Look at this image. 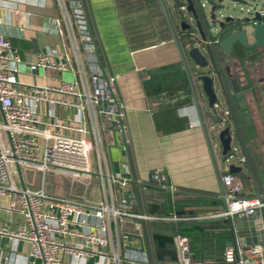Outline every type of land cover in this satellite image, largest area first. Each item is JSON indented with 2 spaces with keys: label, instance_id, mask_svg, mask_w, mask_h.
I'll list each match as a JSON object with an SVG mask.
<instances>
[{
  "label": "crops",
  "instance_id": "0c3cea01",
  "mask_svg": "<svg viewBox=\"0 0 264 264\" xmlns=\"http://www.w3.org/2000/svg\"><path fill=\"white\" fill-rule=\"evenodd\" d=\"M124 1L128 4L126 15L120 9L119 0H85L86 13L91 18L89 24L96 38L102 66L107 73L116 76L115 90L122 105L124 117L122 128L119 125L109 124L101 129V134L105 138L104 160L99 163L95 151L92 152L93 173L90 179L86 183L72 181L70 182L71 190L66 191H69L72 197L93 203L104 201L117 203L123 193H129L134 197L135 212L159 217L176 214L175 212L171 214L147 212L148 199L163 202V207L166 206V209L176 193L186 197L205 196L212 203L197 207L200 211L195 215L185 216L184 219L179 217L177 221L162 218L144 219L143 228L147 238L148 253L139 250L143 242L141 244L132 241L131 248L128 247V239L132 237L136 229L135 221L127 220L118 226V238L113 233L106 245L97 247L102 254L94 252L78 258L72 264H112L108 257L111 244L113 246L118 244L120 254L127 253L132 259L131 263L128 258H123L121 264H178L173 242L176 232L174 228L178 220L213 222L224 219L230 234L228 218L218 215L225 208L218 198L220 189L215 168L192 104L189 88L187 91L180 92L179 98L184 101L176 105L173 110L176 117L186 119V126L183 129L167 134L159 133L155 128L152 113L147 110L149 103L155 98L152 99L146 94L143 82L149 78H142V74L173 64L176 65L175 69L183 70L159 2L158 0ZM165 3L168 10L172 12L173 1L165 0ZM15 9L20 12L17 17L14 16ZM58 16L56 0H0V33L10 40L12 46L26 62H34L39 52H71L66 36L60 35L54 28L53 19ZM177 32L183 31L179 29ZM149 35L157 36V39L148 40ZM229 59L233 63L237 62L232 55ZM71 62L75 66L74 60ZM235 69L237 70V67H234ZM24 71L26 72L21 74L22 81L39 85H53L59 80H71L75 76L71 71L56 72L40 68L30 72L28 66ZM238 74V86H240L243 78L241 72ZM63 75H70L71 78L63 79ZM238 96L241 97L238 103L232 100L233 110L238 120L245 122L248 127L247 132L245 131V134L243 132L246 137L245 144L258 185L264 195V126L258 108L259 101L245 91ZM200 101H206L204 95L200 96ZM218 102L221 104L220 109L223 114L227 106L223 99ZM38 108L42 111L47 110L45 104L38 105ZM54 111L60 117H73L76 112L72 108L61 106H55ZM214 115V112H209L203 117L210 132H213L216 127V123L211 120ZM210 143L220 178L222 173L228 171V163L222 161L219 141L212 137ZM232 146L238 150L233 162L241 166L238 174L243 180V195L254 196L250 176L235 139L232 140ZM124 166H127V172L124 171ZM154 169H159L165 176L163 187L151 179ZM99 171L102 172V176ZM16 173L18 175L17 170ZM20 173L24 182L22 169ZM131 175L137 181L136 188L129 181L124 185L121 184L122 177L130 179ZM97 176L100 182L98 178L96 179ZM93 179L95 184L89 189ZM60 181L57 182L61 183ZM18 183L20 185L19 175ZM24 185L36 188L31 184L26 185L25 182ZM165 187L170 190L164 189ZM213 201H220L219 205H213ZM4 205L5 201L0 197V227L16 230L23 223V217L18 211H6ZM231 218L237 219L235 216ZM254 223L256 227L263 228L262 218H256ZM152 233L171 235L172 248L169 246L170 243L164 240L160 246L154 245ZM230 240L231 238L225 246ZM240 240L243 239L235 235L234 244ZM213 244L214 240L210 239L205 248L209 250ZM205 254V259L200 261L204 264H218L222 252L219 251L215 255L205 251ZM64 258L69 260L70 256L65 254ZM3 263L39 264V261L34 262L30 258L29 244L26 241L0 234V264Z\"/></svg>",
  "mask_w": 264,
  "mask_h": 264
},
{
  "label": "built area",
  "instance_id": "2783aa9c",
  "mask_svg": "<svg viewBox=\"0 0 264 264\" xmlns=\"http://www.w3.org/2000/svg\"><path fill=\"white\" fill-rule=\"evenodd\" d=\"M56 2L59 16L53 19L54 28L66 36L71 52H39L34 62H26L0 33V197L5 201L6 211H18L23 217L16 230L0 227V234L26 241L30 258L39 264H72L94 252L102 254L97 247L106 245L113 233L118 238V226L127 220L135 221L136 231L128 239L131 245L132 241L143 242L136 220L179 219L176 215L159 217L133 211L134 197L129 193H123L117 203H93L72 197L69 191L56 194L46 191L47 174L51 175L52 183L61 180L57 185L86 183L93 173L92 152L95 151L99 163L104 160L105 138L101 129L124 117L115 90L116 76L107 73L98 60L82 1ZM260 12L264 15V0ZM19 13L14 10L15 17ZM182 33L187 48L192 40L201 41L197 32ZM27 66L30 72L40 68L71 71L75 76L53 85L27 83L21 79ZM142 78H149V74L143 73ZM163 99L162 94L152 100L148 112L157 110ZM40 104H45L47 110H40ZM55 106L72 108L75 116L60 117L54 111ZM227 114L228 110H224V115ZM17 165L40 172V185L21 187ZM124 171H128L127 166ZM99 174L102 176L101 171ZM151 179L164 186L165 176L159 169L152 171ZM128 180L122 177L121 184ZM220 183L226 208L218 215L240 218L264 206V200L259 202L253 196L243 195L242 178L237 173H222ZM173 242L178 264H204L192 259L188 237L175 232ZM65 254L70 256L69 260L64 258ZM108 257L112 264H121L123 258L132 263L127 253L120 254L118 244H111ZM218 264H264V242L246 245L240 240L227 245Z\"/></svg>",
  "mask_w": 264,
  "mask_h": 264
},
{
  "label": "water",
  "instance_id": "95a60500",
  "mask_svg": "<svg viewBox=\"0 0 264 264\" xmlns=\"http://www.w3.org/2000/svg\"><path fill=\"white\" fill-rule=\"evenodd\" d=\"M158 2L170 32L171 40L176 47L179 60L182 64L192 104L195 107L199 124L206 140L210 159L213 167L215 168V174L220 189V196L218 197L219 200L222 202L223 207L226 208L225 199L222 196L223 190L219 174L216 169V160L210 143V139H212V137L216 138L220 143L222 149V161L228 163L227 170L234 173H238L241 170V166L236 165L233 162V158L236 157V152L232 146V140H236L239 147V153L242 156V161L250 176L254 190L253 198H256L259 202H261L264 200V195H262L261 189L258 185L251 163V158L243 140L238 124V118L236 117L232 105V97L239 94L240 87L238 86L237 78L233 77L234 72H230L231 70L229 66H225L221 72L218 68V61L222 59L223 55H232L237 62H240L242 60L251 59L252 56L248 54L250 51L264 47V15L260 12L261 1L173 0V9L175 14L181 18L180 29L188 33L197 32L201 38V41L194 42L192 40L191 46L188 48L185 47L183 38L178 36L172 14L168 10L165 1L158 0ZM230 5L232 6V9H237L242 14L234 15L227 12L222 13V10ZM91 35L94 50L100 64L102 65L96 38L94 37L92 31ZM187 38L190 40L189 37ZM189 61H191L194 66H197L198 68H205L208 64H210V68L207 70L208 73L195 70V76H193V72L188 66ZM213 75L215 77H213ZM229 84L232 85V93L228 89ZM198 88L200 90H198ZM201 95L205 96V102L200 101ZM176 99L177 98H174L169 101L174 102ZM220 99H223L227 106L226 108L229 114V121L227 122L225 121V117L223 119L224 115L222 114L221 109L216 107L217 102ZM209 112L216 113L215 116L211 118V120L216 123V127L213 132L208 130L206 122L203 118L204 115ZM111 124L113 126H121L122 121H113ZM230 150H232L233 153L228 154ZM16 170L19 175L20 185L24 188L25 185L18 165L16 166ZM128 181L133 184L134 188H136L137 181L133 175H131V178ZM166 183H169L168 180ZM164 189L170 190L168 187H165ZM227 218L231 235V240L228 242V245H234L235 235L242 238L246 245L256 242H264V206L258 207L254 213L248 216L237 219H232L229 216ZM256 218H262V229L256 227L254 223ZM136 221L140 223L142 230L143 244L139 250L148 253L147 238L143 228V220L138 219ZM128 247L131 248V245H128Z\"/></svg>",
  "mask_w": 264,
  "mask_h": 264
},
{
  "label": "trees",
  "instance_id": "16d2710c",
  "mask_svg": "<svg viewBox=\"0 0 264 264\" xmlns=\"http://www.w3.org/2000/svg\"><path fill=\"white\" fill-rule=\"evenodd\" d=\"M83 5L87 11L85 0H83ZM87 17L88 20H91L89 14ZM178 36L183 37V33L178 32ZM174 66L176 65L173 64L167 67L157 68L153 72L148 71L147 73L149 74V79L143 82L146 94L152 97V99L158 98L162 94L164 96V99L158 109L152 112L155 128L162 134L174 132L183 129L186 126V119L176 117L173 114V110L176 105L184 101L179 98V94L183 90H188V83L184 71L180 68L175 69ZM173 98L177 99L174 102H170L169 100H172ZM232 100L234 103H238V101L241 100V97L237 94L232 97ZM238 124L245 142L246 137L243 135V132L245 134L248 127L245 122H241L240 120H238ZM219 202L220 201H213V205H219ZM209 203L212 202L205 196L186 197L176 193L175 198L170 202L167 209L165 208L166 206L163 207V202L148 199L146 202V211L150 213L165 214L175 212L176 216L183 218L185 216L195 215L200 211L197 207H204V205H209ZM133 210L135 211V207ZM183 219L178 220L174 229L176 232L188 237L192 259H205V251L211 252V254H217L219 251L223 252L226 242L231 238L228 232L227 223L224 219H218V221L213 222ZM151 237L154 245L158 244V246H160V244H163L162 241L164 240L168 244L170 243L169 246L172 248L171 235L152 233ZM210 239L214 240V244L213 247L208 250L205 247L209 244Z\"/></svg>",
  "mask_w": 264,
  "mask_h": 264
},
{
  "label": "flooded vegetation",
  "instance_id": "af4514ba",
  "mask_svg": "<svg viewBox=\"0 0 264 264\" xmlns=\"http://www.w3.org/2000/svg\"><path fill=\"white\" fill-rule=\"evenodd\" d=\"M171 1H173V0H171ZM171 13L173 14L172 18H175V19H173V21H174L175 27L178 31L180 29L179 27H180L181 18L175 14L174 9ZM248 54L250 56H252L251 59L242 60L240 62H235V63L231 62V60L229 59L230 56H224L223 55L222 59L218 61V68L221 72V71H223V68L225 66H229L230 70H231L230 72H234L233 77L237 78V81L239 78L238 73L241 72V75L243 78V83L239 86L240 87L239 93L245 91V92L249 93L250 95H252L255 99L256 98L258 99V101H259V107L258 108L260 109V112L262 115V124L264 126V47H260V48H257L255 50H252ZM188 66H189L190 70H192L193 76H195V72H194L195 70H197V71L200 70L199 72L208 73L207 70H208V68H210V64H208V66L205 68H198L197 66H194V64L191 61H189ZM233 66L237 67V70L236 69L234 70ZM213 77H215V76L213 75ZM216 88H217V86H216ZM228 89L232 93V85L231 84L228 85ZM198 90H200V89L198 88ZM216 107L218 109H220L221 104H219V102H217ZM225 110H227V108ZM214 114H216V113H214ZM223 115H224V113H223ZM224 117L226 119L225 120L226 122L229 121V118H228L229 114L224 115L223 119H224ZM234 151L238 153L237 148H234ZM229 153H233V151L230 150L228 152V154Z\"/></svg>",
  "mask_w": 264,
  "mask_h": 264
},
{
  "label": "rangeland",
  "instance_id": "374dc122",
  "mask_svg": "<svg viewBox=\"0 0 264 264\" xmlns=\"http://www.w3.org/2000/svg\"><path fill=\"white\" fill-rule=\"evenodd\" d=\"M119 1H120V9L126 15L125 11L128 7V4H126V1H124V0H119ZM257 1L260 2L261 0H256V2ZM243 8H245V7H243ZM155 9H156V6H155L154 10ZM226 12L232 13L234 15H241L242 14L237 9L236 10L232 9L231 5L222 10V13H226ZM155 39H157V36H153V35L148 36V40H155ZM62 77H63V79H70L71 78L70 75H63ZM21 169L23 171L24 182L26 185L29 186L31 184L33 187H38L40 185L39 179L41 177V174L39 172H37L36 170H34L32 168H21ZM50 179H51V175L47 174L45 177V189H46V191L56 194V193H65L66 190H71L70 186H69V182L67 185L62 184V185L55 186L54 184L57 185V183H58L57 181H59V180H57L55 183H52ZM96 179L98 180V182H100L99 176H97ZM94 182H95L94 179L92 180V182H90V188L89 189H91L94 186V184H95ZM74 190H77V189H74Z\"/></svg>",
  "mask_w": 264,
  "mask_h": 264
}]
</instances>
